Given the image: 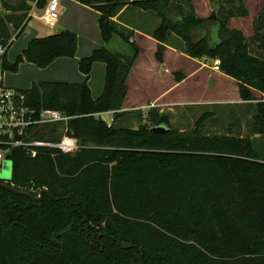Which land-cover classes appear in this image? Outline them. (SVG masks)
<instances>
[{
	"label": "trees",
	"instance_id": "trees-1",
	"mask_svg": "<svg viewBox=\"0 0 264 264\" xmlns=\"http://www.w3.org/2000/svg\"><path fill=\"white\" fill-rule=\"evenodd\" d=\"M29 1L39 9L47 2L21 0L11 7L3 0L14 13L0 14L1 44L10 45L27 27ZM79 1L100 12L106 41L118 34L131 52L96 48L79 61L82 82L42 81L20 90L36 109L71 117L42 126L38 140L59 141L66 131L82 147L39 148L36 156L13 149L6 183L34 196L44 189L50 194L34 201L0 187V264H264V7L247 38L228 26L232 18L248 16L243 0H217L219 7L205 18L192 7L182 11L191 0ZM126 6L157 15L160 22L149 34L159 41L158 59L174 32L191 57L220 59L242 99L255 101L248 106L256 140L240 130L206 132L207 114L180 132L155 108L136 129L117 124L139 55L134 30L115 20ZM77 48V34L63 30L32 39L13 63L5 53L3 67L16 72L29 61L44 68L74 56ZM97 61L105 63L106 73L104 91L94 98L88 81ZM109 111L111 124L98 116ZM161 124L170 130L152 131Z\"/></svg>",
	"mask_w": 264,
	"mask_h": 264
},
{
	"label": "crops",
	"instance_id": "crops-1",
	"mask_svg": "<svg viewBox=\"0 0 264 264\" xmlns=\"http://www.w3.org/2000/svg\"><path fill=\"white\" fill-rule=\"evenodd\" d=\"M33 3L34 7L31 4L32 8L28 14V17L30 18L28 24L32 21L35 25L34 29H36V32L40 29H46L48 34L38 35L37 33L35 36L30 35L26 47L34 38L45 37L67 29H71L73 32L75 31L79 36L81 35V32H91V35H93V33L96 34L94 44L92 42V46L89 48H83L79 43V47L74 56L59 57L47 67L37 70L38 75L34 78L33 83L42 81L68 83L82 82L84 80V74L79 69L80 59L89 56L94 49L104 46L100 40L99 34H97L99 33L97 31L100 29V12L81 3L79 0H59V16L57 19H52L46 14L49 0H47L45 7L41 9L36 7L35 2ZM189 4V6H185V4L181 5L188 9L192 7L198 15H200L203 10L202 8L208 5L210 14L217 9L218 1L191 0ZM75 7L81 9L83 14L78 16L76 21L72 23V12ZM135 11L138 13L139 10L126 6L122 9L119 15L115 17V20L118 21L119 19L120 24L134 30L135 33L131 40L134 41L139 48V55L127 80L128 94L119 112L133 111L131 115L134 116L136 114L134 113L135 111H139V114H141L145 113L144 111H149L153 107H159L161 111H164L165 109H174L176 108L175 106L182 107L196 105V107L201 108L207 107V110L222 107L230 109L235 108L237 110L236 114L238 119L239 117L244 119L247 116L249 118L252 116L253 110L248 105L255 101H246L242 99L237 81L226 75L222 69H214L215 62L219 59H213L208 56L201 58L191 57L171 41L168 42L169 44H165L166 48L163 51L162 59H158L156 57V51L159 41L152 37L148 31L149 29L152 30L155 28L159 24V20L158 18H155L157 24L154 26H152L155 23H153L154 19L146 21L150 24L148 28V26H146L147 24L140 25L138 22L131 19L133 14H135ZM145 13V11H141L140 14L146 15ZM209 14H204V16L201 17H206ZM238 19L239 18H232L230 23L237 22ZM150 22H152V25ZM235 27L236 26H234V28ZM244 33L246 37H248L246 34L247 31ZM18 37L16 34L12 37L10 45L5 46L7 51L14 40ZM174 40L177 44L180 43L177 36ZM147 48L151 51L150 57L144 56ZM130 52L131 50L124 53ZM105 73V63L97 61L93 64L88 84L94 98H97L100 94L101 83L103 84L105 80ZM4 74L5 68L2 73L3 81ZM150 92H155V95H147V93ZM254 92H256V95H261V93L257 91ZM256 97L260 98L258 96ZM107 113L111 114L110 121L105 120L103 117V115ZM213 113L215 114V112ZM232 113L234 114L235 112L232 111ZM98 116H101L108 124L113 122V112L111 111L100 113ZM133 116H125V114H123L117 119V122L120 121L121 126L133 127L134 125H128V121H131L133 119L131 117ZM145 116L146 114L143 115V117ZM124 118H128L129 120Z\"/></svg>",
	"mask_w": 264,
	"mask_h": 264
},
{
	"label": "rangeland",
	"instance_id": "rangeland-1",
	"mask_svg": "<svg viewBox=\"0 0 264 264\" xmlns=\"http://www.w3.org/2000/svg\"><path fill=\"white\" fill-rule=\"evenodd\" d=\"M243 1L249 10L248 16L238 17L239 19L237 20V22H231L230 23V21H229L228 26L230 28H234V26H236L238 29L240 28V30L243 31V33L247 31L246 34L248 35V37H250L253 34V20L256 17V15L259 13V11L264 7V0H243ZM5 2H6L7 6L15 7L17 5H20L21 0H5ZM30 3L31 2L29 1L28 4H30ZM31 4L34 7V3H31ZM4 5H3V0H0V14L1 15L14 13V11L11 8L6 9V6H4ZM185 6H186V4H185ZM218 7H219V5L217 4V8ZM132 8L139 10L138 11L139 14L142 11L141 9L135 8L133 6H132ZM202 9L203 10L201 11L200 15H198L196 13L199 17L204 16V14H209L210 9H209L208 5H206ZM29 11H28V14H29ZM182 11L187 12V11H189V9L186 7H182ZM18 12H20V11H18ZM145 12H146L145 13L146 15H142V14L139 15L135 11L134 12L135 14H133L131 19L135 20L140 25H142V24L146 25L147 24L146 26H148V28H149L150 24H149V22H146V21H151L154 19L153 23L154 22L155 23L152 25V22H150L151 25L154 26L155 24H157V21H156L157 15H155L153 12H150V11H145ZM72 13H73L72 14L73 15L72 23H73L76 21L78 16L83 14V11L81 9H78L77 7H75L73 9ZM148 14H150V15H148ZM174 14H175L174 15L175 19L177 17H179V15H180L177 11ZM208 16H206V17H208ZM203 18H205V17H203ZM159 22H160V20H159ZM34 27H35V25L31 21L27 25V27L23 31V33L18 38H16L14 40V42L12 43V45L9 47V49L6 53V59L10 63H13L16 60V57L23 52V49L26 47V45L30 39V35L35 36V34L37 35V33H38V35L48 34L46 29H40V30H37V32H36L35 31L36 29H34ZM96 31H97V29H96ZM31 32H32V34H31ZM97 32H99L97 34H99L100 40L102 41L103 45L110 48L111 50L122 51V52H129L131 50V45L128 42H126L120 35L112 34L111 39L109 41H106L102 35L101 29H99ZM148 32L150 33L151 30L149 29ZM91 34H92L91 32H88V33L81 32L80 36L77 34V36H78V47H79V43L81 44V46L83 48H89L90 46H92V42L94 44V41L96 39L95 38L96 34H94V33H93V35H91ZM172 34H173L172 35L173 37L170 41L174 45L175 44L178 45L176 43V41L174 40L176 37V33L174 32ZM244 35H245V33H244ZM179 42H180L179 43L180 45H178V47L184 50L185 43L183 42V40H180ZM150 53H151V51H149V48H147L144 56L150 57ZM203 57H205V56H203ZM213 59H218V58H213ZM210 62H212V61H210ZM40 68L41 67H38L36 64H33L32 62L23 61L22 63H20V65L18 67V71H16V72L11 71L9 69H5L4 82L8 87H11V88H15V89H19V90L29 89L33 84L34 78L37 77V75H38L37 70H40ZM0 69H1V60H0ZM104 84H105V80H104L103 84L101 83L99 96H101L103 91H104ZM156 92H158V91H156ZM148 94H149V96H154L155 92L147 93V95ZM254 94L256 95V92H254ZM99 96H97V97H99ZM256 96L261 98V95H259V94ZM175 107L176 108H174V109H165L164 111H161V109L159 107H153V108L157 109L160 114H164V115L169 116L171 127L180 131V132H189V130H191V128L195 125L197 120L202 115L207 114V118H205V121H204L206 132H209L212 134H228V133H236L238 130H240V132L243 136H251L252 137V135H253L251 127H249V121H251V117L249 118L247 116L244 119H241L239 117V119H240L239 120L237 117V114H236L237 110L235 108L230 109V108L222 107V108H214L213 110H210V109L207 110V107L201 108V107H196V105H189V106H182V107L175 106ZM233 109H235V110H233ZM147 110H149V109H147ZM232 111H234L235 113L233 114ZM144 112L145 113L139 114L140 113L139 111H135L134 113H136L135 115L138 114L137 116L131 115V113H133V111L122 112V113L125 114V116H133V117H131V118H133L131 121L128 118H124V119H128L129 120L128 125H130V124H131L130 126L134 125L131 128L136 129L139 126V124L146 123V117H143V115L147 114L148 111H144ZM213 112H215L216 115ZM208 114H214V115L209 116ZM103 117L107 121L111 120V114H108V113L104 114ZM117 124L120 125V121L117 122ZM65 135H66V133H65ZM253 136L255 137V138L253 137L254 140H256L257 136L256 135H253ZM12 173H13V162L11 159L6 158L0 164V180L5 181V182H9V180L12 177Z\"/></svg>",
	"mask_w": 264,
	"mask_h": 264
},
{
	"label": "built area",
	"instance_id": "built-area-1",
	"mask_svg": "<svg viewBox=\"0 0 264 264\" xmlns=\"http://www.w3.org/2000/svg\"><path fill=\"white\" fill-rule=\"evenodd\" d=\"M46 14L52 19L58 18L59 0H49ZM0 45V164L6 158L11 159L15 148H25L31 156H36L39 148H59L70 152L79 150L82 147L80 141L74 136L65 135L66 131L59 141L37 139L36 133L42 126L66 122L71 117L61 110H38L28 103L25 93L4 84L2 62L6 47ZM214 69L220 70V60L215 62Z\"/></svg>",
	"mask_w": 264,
	"mask_h": 264
},
{
	"label": "water",
	"instance_id": "water-1",
	"mask_svg": "<svg viewBox=\"0 0 264 264\" xmlns=\"http://www.w3.org/2000/svg\"><path fill=\"white\" fill-rule=\"evenodd\" d=\"M62 130L63 129L61 128L59 130V132H62ZM169 130H170V128L167 127L164 124H161V125L152 127V131L155 132V133H157V134H163V133H166ZM0 187L5 188L7 190H10V191H12L14 193L21 194V195H24L26 197H29V198H31L34 201L41 200L44 197V193H49L50 194L49 190L44 189V190L40 191V193L38 194V196H34V195H32V194H30L28 192L15 189L12 186H10L9 184H7L6 182H2V181H0Z\"/></svg>",
	"mask_w": 264,
	"mask_h": 264
}]
</instances>
